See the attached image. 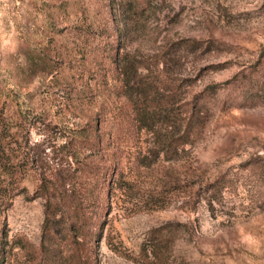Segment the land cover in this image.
<instances>
[{"label":"rangeland","instance_id":"374dc122","mask_svg":"<svg viewBox=\"0 0 264 264\" xmlns=\"http://www.w3.org/2000/svg\"><path fill=\"white\" fill-rule=\"evenodd\" d=\"M125 2L0 0V264H264V0H149L134 14ZM117 48L151 84L142 104L164 109L158 137L119 93ZM195 97L197 137L140 165ZM93 162L109 170L85 246L62 231L42 245L40 177L61 163L84 185ZM168 224L154 256L150 232Z\"/></svg>","mask_w":264,"mask_h":264},{"label":"trees","instance_id":"16d2710c","mask_svg":"<svg viewBox=\"0 0 264 264\" xmlns=\"http://www.w3.org/2000/svg\"><path fill=\"white\" fill-rule=\"evenodd\" d=\"M149 0H126V10H130L132 14L137 11L138 7L144 3L147 4ZM196 49L197 43L193 42L190 45ZM114 70L117 74L118 90L125 100H129L131 95L134 96V102L139 103L138 108L135 110V120L138 127L144 128L151 133L152 136L158 137L159 123L157 122L161 112L164 111L160 105L146 108L142 101H145L147 91L151 84H148L145 75H141L139 66L135 65L132 58L126 57V52H118V48L113 54ZM202 105L198 102L197 98L193 102L187 120L183 128L179 127L174 132V135L165 136L163 139L156 140V144L148 148L146 153L140 157L138 163L140 165H150L161 153L162 158L165 160L179 159L183 147L186 144H191L197 137L202 128L203 119L201 116ZM165 117V116H163ZM96 129H92V137L89 140V147L93 151H97L102 143L101 137L95 133ZM151 154V155H149ZM3 156H0V162ZM2 165L5 161L2 160ZM90 169L91 177L84 185L78 184L75 180L74 169L62 168V164L56 165L53 172L45 174L40 177V183L33 195L42 197L43 202V220L41 224V238L42 245L45 237L49 234H56L62 231L64 237L68 236L74 242L80 238V244L85 246V238L89 235V226L94 215V209L99 206V192L101 191V184L103 183L106 174L109 170L107 165L102 162L91 163L88 166ZM223 187L220 179H213L204 184V192L208 193L206 201L209 206L213 200L217 199ZM83 196H86L83 199ZM10 197L0 198V211L4 210L8 204ZM168 225L159 226L151 230L152 236L157 238L154 242L152 254L155 256L162 248L164 234L162 233ZM162 237L159 239V237ZM82 254V253H81ZM77 256L76 261L78 264H89L86 255ZM73 254H68L66 257V264H73Z\"/></svg>","mask_w":264,"mask_h":264}]
</instances>
